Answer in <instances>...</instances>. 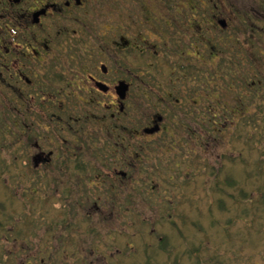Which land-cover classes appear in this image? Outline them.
Wrapping results in <instances>:
<instances>
[{
    "label": "rangeland",
    "instance_id": "374dc122",
    "mask_svg": "<svg viewBox=\"0 0 264 264\" xmlns=\"http://www.w3.org/2000/svg\"><path fill=\"white\" fill-rule=\"evenodd\" d=\"M84 2L71 25L83 41L113 29L140 35L153 58L178 53L116 63L119 76L150 77L135 81L116 119L102 111L107 100L88 105L76 92L65 104L73 119L48 121V104L18 106L0 81V264H264V0ZM49 67L37 81L63 86ZM158 113L161 131L144 134ZM114 123L128 161L105 163L128 170L115 193L95 177L108 171L100 162L56 166L62 137L88 160L98 153L90 138ZM38 150H52L53 163L27 171Z\"/></svg>",
    "mask_w": 264,
    "mask_h": 264
},
{
    "label": "flooded vegetation",
    "instance_id": "af4514ba",
    "mask_svg": "<svg viewBox=\"0 0 264 264\" xmlns=\"http://www.w3.org/2000/svg\"><path fill=\"white\" fill-rule=\"evenodd\" d=\"M84 1L0 0V81L4 84L2 87L14 94L13 102L20 101L18 102L19 104L15 103L18 106H22L23 103L36 106L48 104L51 107L50 112H48L49 117L46 116L48 121L57 123L58 120L60 121L61 115H67L69 121L73 119L71 114L76 113L72 112L69 108L70 106L68 107L65 104L73 98L76 99V92L79 93L77 97L87 102L88 105H93L94 100L97 98L107 100L108 102H103L102 111H108L110 119H116L117 115L125 113L124 109L129 108L126 98L133 91L135 81L140 80L143 84L150 77L143 75L140 79L135 78L133 69H128L126 74L122 73L119 76L116 68H114L115 65L118 64V67L121 68L123 58L128 60L132 56L136 57L134 54L136 51L140 55L148 51L150 53V59H148L150 63L172 61L170 58L178 53L175 50V45L172 48V52L166 49L162 57L153 58L156 57L154 52L157 53L158 51L147 50L145 47L140 48L137 45L140 35H128L124 31L113 29H109L106 34H94L96 36H94L95 40L92 44H89L90 37L83 41V38L76 34L78 27H75V25L71 27V25H79L81 18L78 10L86 5ZM220 19L225 21L223 18H215V21L224 28L225 26L223 27L219 22ZM172 39H168L171 40V44L175 43V40L172 41ZM80 40L83 43H80ZM85 43L89 45L88 49L82 48ZM117 59H119V62ZM110 62H112V66ZM47 65L52 68V72L57 71L58 76L64 78L61 79L65 81L63 86H57V83L53 81L50 86L47 82L37 81L38 68L40 69L42 66ZM146 65L148 64L146 63ZM175 66L173 64V71L176 68ZM243 81L245 83V80ZM58 87L61 88L58 90ZM44 93L47 94L45 95L46 97H43ZM1 94L4 93L1 92ZM28 97L29 101L27 100ZM9 98L6 94L3 99L8 103ZM61 98H64V100ZM13 102L11 103L14 104ZM96 104H100V102ZM80 112L91 113L92 111L89 112L83 109ZM162 115L159 113L155 114L152 122L145 125L141 131L147 135H154L160 132L162 129L160 124L164 120ZM40 117L45 116L42 115ZM64 125L57 130H61ZM153 128L156 130H153ZM69 129H71V125ZM105 131L107 133L103 138L101 136V138L97 139V135H93L90 138L93 140H89V142L94 145L93 149H97L98 153H94L97 155L94 157L92 156L93 153H90L92 155L88 160L81 158L82 152L80 150L77 151L79 153L78 156L75 152L77 148L72 147L69 139L62 137L60 144H56L58 145L57 153L59 154L55 163L60 168H71L72 166L73 170L78 173L79 167L87 164L93 165L91 164L93 162H100L108 171L104 175L99 172L95 177L100 179V181L102 177V181L109 179L110 182L108 181V183L112 186L106 188V191L113 190L115 193V182L118 175L126 179L128 170L122 169L120 171L115 168L113 173H111L110 164L107 166L105 163L109 162L107 159L114 164L122 161L128 163L127 155L123 153L126 142L125 138L123 139L122 137L123 129L118 124L114 123L113 126L109 124L105 127ZM33 145L39 147L36 140ZM52 155V150L48 151L47 155L42 150H38L32 156L33 158L30 162L29 160L26 161L25 168L30 171L34 170L31 167L37 168L40 165L49 167L53 163L51 160ZM85 179L87 178L85 177ZM92 180L94 181V179L88 178L89 182ZM33 189L31 186L29 192L38 191Z\"/></svg>",
    "mask_w": 264,
    "mask_h": 264
},
{
    "label": "water",
    "instance_id": "95a60500",
    "mask_svg": "<svg viewBox=\"0 0 264 264\" xmlns=\"http://www.w3.org/2000/svg\"><path fill=\"white\" fill-rule=\"evenodd\" d=\"M220 24L224 27L225 26V21H223L222 19L219 20ZM155 128H153L154 130ZM156 130V129H155ZM152 131V130H151Z\"/></svg>",
    "mask_w": 264,
    "mask_h": 264
},
{
    "label": "trees",
    "instance_id": "16d2710c",
    "mask_svg": "<svg viewBox=\"0 0 264 264\" xmlns=\"http://www.w3.org/2000/svg\"><path fill=\"white\" fill-rule=\"evenodd\" d=\"M214 4H215V2H214ZM214 4H213V6H214ZM213 55H214V54H213ZM221 58H222V57H221ZM221 61H222V60H221ZM252 82H253L254 84H255V83H258V84H259L258 81L255 82V81L253 80Z\"/></svg>",
    "mask_w": 264,
    "mask_h": 264
}]
</instances>
